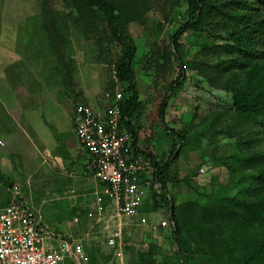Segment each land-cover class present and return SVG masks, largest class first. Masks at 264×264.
Instances as JSON below:
<instances>
[{
	"label": "rangeland",
	"instance_id": "1",
	"mask_svg": "<svg viewBox=\"0 0 264 264\" xmlns=\"http://www.w3.org/2000/svg\"><path fill=\"white\" fill-rule=\"evenodd\" d=\"M71 3L0 0V157L11 162L12 172H17L13 181L22 187L42 221L63 236L76 228L72 202L64 192L75 188L70 174L77 167L76 153L83 150L74 134L73 107L102 104L104 92L124 90L113 74L120 46L99 18L79 15ZM151 6L128 26L137 47L134 68L141 100L133 124L140 150L162 164L170 155L172 141L164 131L158 106L180 72L179 63L173 61L171 36L185 21L186 4L153 0ZM220 33L212 27V37L185 34L181 39L186 80L167 98L164 116L169 129L187 136L167 176L168 194L175 204L204 203L202 193L232 186L254 166L238 162L235 174H230L215 162L238 151L242 158L248 157V145L241 141V126L246 127V122L235 116L224 84L236 68L216 37ZM260 136L262 140L253 143L252 150L264 148ZM263 161L255 162L256 166ZM165 212L158 209L146 215L152 220L167 217ZM107 225L82 220L78 227L87 234L85 246L94 264H182L171 227L134 228L124 234L126 244L117 257L106 246L115 219ZM250 233L264 242V230ZM203 250L191 256L192 264L214 263L207 255L210 249Z\"/></svg>",
	"mask_w": 264,
	"mask_h": 264
},
{
	"label": "trees",
	"instance_id": "2",
	"mask_svg": "<svg viewBox=\"0 0 264 264\" xmlns=\"http://www.w3.org/2000/svg\"><path fill=\"white\" fill-rule=\"evenodd\" d=\"M152 1L72 0L71 3L79 15L99 18L113 42L120 46L113 74L124 87L120 103L122 130L130 132L134 148L151 159L155 168L153 177L158 184V189L152 190L151 203H146L145 210L166 211L182 264H192L191 256L202 253L204 247L210 249L207 255L213 264H264V242L255 240L250 233L251 230H264V161L259 163L260 166L255 163L264 160V148H250L262 140L260 135L264 138V0H183L186 4L185 21L171 36L173 61L179 63L180 72L178 78L169 84L168 92L158 106V116L172 141L170 155L162 164L149 152L136 148L137 130L133 124L140 97L134 68L137 47L128 26L152 9ZM212 27L221 31L216 37L223 42V48L231 55L236 68L224 84L235 116L243 124L246 122V127L241 126L244 131L241 141L243 139L248 145L247 158H242V151H238L232 157L219 158L215 162L230 174H235L238 162L253 163L254 166L232 186H220L202 193L204 203L175 204L168 194L167 176L187 136L185 132L171 130L165 125L167 98L186 80L185 67L182 69V37L201 33L212 37ZM162 56L167 59L166 54ZM239 182L246 185L239 186ZM89 258L94 264L90 254Z\"/></svg>",
	"mask_w": 264,
	"mask_h": 264
},
{
	"label": "built area",
	"instance_id": "3",
	"mask_svg": "<svg viewBox=\"0 0 264 264\" xmlns=\"http://www.w3.org/2000/svg\"><path fill=\"white\" fill-rule=\"evenodd\" d=\"M121 99V91L114 88L104 92L102 104L73 107L74 134L88 156L92 177L101 186L89 199L81 196L80 209L84 220L103 223L106 228L115 219L106 246L117 257L126 244L127 231L140 227L156 231L170 225L168 214L152 220L146 215L151 192L158 189L155 168L150 158L134 148L132 134L122 130ZM6 193L7 201L0 207V264H92L85 246L87 234L78 232L79 216L72 219L78 233L62 238L42 221L20 185L12 183ZM69 194L79 197L73 190Z\"/></svg>",
	"mask_w": 264,
	"mask_h": 264
},
{
	"label": "crops",
	"instance_id": "4",
	"mask_svg": "<svg viewBox=\"0 0 264 264\" xmlns=\"http://www.w3.org/2000/svg\"><path fill=\"white\" fill-rule=\"evenodd\" d=\"M137 89H138V87H137ZM138 92H139V90H138ZM139 97H140V93H139ZM140 102H141V100H140ZM136 148L138 150L141 149L138 145H136ZM82 152H83V155H82ZM76 155L78 157V158H75L78 160V162L76 164L77 167H76V169H74V172H72V174H70L71 179H73V184L75 185V188L68 187L69 189H67L66 192H64V194H66L67 199L68 200L70 199L72 202L71 212L73 213V217H75V216L80 217V215H82V218L81 217L80 218H81V220H84L83 212L80 209L81 199H82L81 196L84 195L85 197H87L89 199L91 197L90 196L91 193L95 189H97V188L99 189L101 186L92 177V172L89 168L88 156L86 155V153L82 150L81 154L76 153ZM10 165H11V162L8 160V158H1L0 157V207H2L7 201L6 188H7L8 184H6V183L7 182L9 184L16 183L13 180H14L15 176L17 175V172L16 171L12 172L13 170H12V167ZM20 167H21V165H20ZM20 188H21V191L23 192L21 186H20ZM74 189H76L77 191H75ZM1 190H2V192H1ZM71 190H73L75 192V195L77 194V196H79V197H76V196L70 197L69 191H71ZM111 208L112 207H110V210H111ZM149 212H155V211H147L146 213L149 214ZM163 218H164V216H163ZM43 222L46 223L45 221H43ZM169 227H170V225H169ZM144 228L151 230L149 227H140L139 229H144ZM167 228L168 227H166L164 229H160V230H166ZM133 229L127 231L126 233L130 234V232H132ZM71 230H72V233H69L68 236L69 235H76L78 232H81V230L77 232L76 228H72ZM53 232L62 238L68 237V236L61 235L63 233H60L58 231H53Z\"/></svg>",
	"mask_w": 264,
	"mask_h": 264
}]
</instances>
